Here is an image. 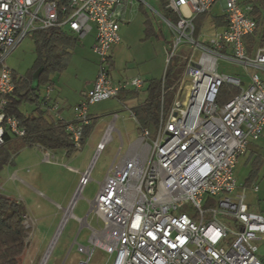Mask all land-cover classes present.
Instances as JSON below:
<instances>
[{
	"label": "built area",
	"instance_id": "built-area-1",
	"mask_svg": "<svg viewBox=\"0 0 264 264\" xmlns=\"http://www.w3.org/2000/svg\"><path fill=\"white\" fill-rule=\"evenodd\" d=\"M164 1L165 9L177 17L175 24L161 17L175 37L166 51V64L182 41H189L199 56L194 59L192 52L181 77L170 87L162 77L161 110L154 134L139 128L130 110L137 139L124 154L119 148L99 184L89 212L103 222V228L91 229L88 242L92 247H80L87 259L78 264H90L95 249L113 255L110 264H261L256 242L264 237V217L251 209L248 193L244 187L238 189L233 171L249 143L264 133V79L250 74L245 84L240 77L218 70L219 59H223L245 69L264 71V44L250 55L243 41L258 28L252 17L253 4L239 0ZM133 2L0 0V148L5 133L24 136L18 121L5 112L7 97L14 89L13 72L5 60L36 30L63 29L78 39L95 31L92 52L98 58L96 78L72 108V121L66 126L77 151L82 148L84 128L92 120L91 105L144 86L139 77L117 84L110 78L111 51L120 42L121 14ZM218 4L223 7L225 27L207 41L195 39V18L209 16ZM224 84L238 92L218 106L216 95ZM174 88L176 93L165 115L162 105ZM50 92L48 85L42 95L44 109L62 120L61 106ZM117 117L113 114L112 122L104 128L96 157L111 141ZM37 149L42 163L57 164L50 151L40 146ZM64 167L80 175L66 209L72 214L78 196L90 181L91 166L83 173ZM251 192L257 194L258 187L251 186Z\"/></svg>",
	"mask_w": 264,
	"mask_h": 264
},
{
	"label": "rangeland",
	"instance_id": "rangeland-1",
	"mask_svg": "<svg viewBox=\"0 0 264 264\" xmlns=\"http://www.w3.org/2000/svg\"><path fill=\"white\" fill-rule=\"evenodd\" d=\"M239 1L253 3L255 0ZM164 5V0H134L132 6L133 13H129L125 18L126 21H121L119 25L120 43L113 47L115 69H110V78L112 80L116 74L123 78L125 77V80H130L136 76L145 77L142 71L153 64L155 66L161 65V80L163 76L165 77L167 71H171V68H173L172 77L175 81L181 77L185 62L193 52V46L189 41H182L173 54L172 63L174 66L168 69V64L166 63L169 57L167 54L165 55L163 45L168 47L171 43L173 46L175 37L161 18H165ZM211 15H224L220 4L213 8ZM147 18L153 23L155 28L159 29L160 35L162 34L163 38L159 40L150 38L149 34L145 33L146 26L144 22ZM209 22L210 20L207 21L206 25ZM194 26L196 29L200 28L196 22H194ZM208 26H205V29L202 30L200 38H204V35L207 37L209 34ZM91 36L92 34L86 35L83 39L77 40V44L67 61L65 71L62 74H55L51 77V92L49 93L51 98L54 99L55 94H63L69 97L67 101L71 108L81 101V92L84 90L87 92V86L85 85L87 81L85 79L89 80L92 77V73H95L96 78L98 71V58L92 53L90 48L92 42ZM194 38H197L196 33L194 34ZM198 56V51L193 52L194 59H197ZM35 57L33 40L30 37H26L8 55L5 65L14 74L23 76L32 67ZM218 67L220 73L240 77L243 82L245 81V84L250 74L257 73L260 77H264V73L260 71L251 68L245 69L240 64L229 63L223 59H219ZM46 87H39L40 95H43ZM138 92L139 97L130 103L123 104V102L111 98L91 105L89 107V115L92 118L94 126L87 136L85 143L80 150L68 157L54 155L55 160L57 159V165L52 166L42 163L41 152L35 147L24 148L14 154L9 152L7 160L0 169V195L19 202L23 207H27V199H34L31 193V188L34 187L39 189L53 202L59 204L62 209H65L67 204H62L60 198L67 194L70 195V199L73 197L79 177L77 174L68 171L63 165L80 172L88 170L91 166L90 181L76 200L72 210L73 216L70 215L64 221L44 264H76L78 261L82 262L87 259L86 254L79 253L78 245L92 247L88 242L91 230L88 227L81 226L80 220L85 218V222L94 230L103 228V222L97 220L94 213L89 212L91 202L94 200L99 189V184L104 181L119 148H121L120 153L124 154L129 144L137 139V125L131 117L130 109L138 105V102H142L145 98L144 90ZM175 93L176 88L170 92L167 99L169 100L170 97L174 98ZM56 101L63 107L60 101ZM33 108V105L30 104H22L20 106V110L26 113H29ZM115 113L119 118L114 122L115 130L111 134V141L96 157V145L102 137L99 129L110 124ZM251 147L254 149L258 148L257 152H260L264 156L263 138H260ZM246 161L247 156H241L235 165L233 175L238 184L244 182L250 170V166ZM38 170H42V172L46 170V173L51 177L49 179L45 176L41 185L32 179V176H35ZM254 181L258 184L260 189L259 196L262 197L264 195V165ZM36 201L42 203L40 200ZM247 202L251 207L260 203L255 195L250 194H248ZM261 207L263 209L264 205ZM62 209L58 211L56 223L53 224V220L51 219L52 223L40 225L34 220L35 217H33L28 208L29 220L25 223V227L29 229L21 264H40L59 223L63 221L64 215ZM74 240H76L75 243ZM112 259L113 255L110 256L101 250L95 249L89 262L90 264H110Z\"/></svg>",
	"mask_w": 264,
	"mask_h": 264
},
{
	"label": "trees",
	"instance_id": "trees-1",
	"mask_svg": "<svg viewBox=\"0 0 264 264\" xmlns=\"http://www.w3.org/2000/svg\"><path fill=\"white\" fill-rule=\"evenodd\" d=\"M242 4H253L252 17L258 22L257 30L243 41L247 53H251L254 45L261 46L264 44V0H255L252 2H241ZM165 6V5H164ZM165 19L175 24L177 17L174 13L165 9ZM202 18L205 16H201ZM145 33L150 38L161 39L162 34L158 28L147 18L145 20ZM213 23L216 25L225 24L222 17H213ZM35 47V61L28 72L23 76L12 74L14 85L13 92L7 97L5 112L8 116L14 117L19 127L24 130V136L12 137L5 133L4 145L0 148V169L8 158L9 152L17 153L24 148H37L40 146L51 153L64 152L65 156H70L77 150L73 147L69 135L66 133L67 122L65 120L54 119L43 106V97L40 95L39 87L51 85V77L55 74H62L67 66V61L74 50L78 38L67 30L53 28L47 30H36L29 36ZM165 46L166 51L170 50ZM173 58L168 62V69L173 65ZM171 71L165 74V84L170 87L175 79ZM161 79L150 80L146 90V98L143 103L134 107L132 112L135 115L139 128H146L151 134H154L159 114L161 110L159 94ZM237 90L230 85H221L216 95V104L223 106L231 100ZM170 92L167 93L162 105L164 114L167 115L171 105L172 98L168 100ZM137 97V91L127 90L118 94L119 102L130 100ZM22 104L33 105L29 112H22ZM94 124L91 120L90 125L86 126L83 131L82 145L85 143L87 136L90 134ZM255 169H253L245 185L253 181ZM25 208L19 202L8 197L0 195V264H21L22 255L26 247L28 229L25 227Z\"/></svg>",
	"mask_w": 264,
	"mask_h": 264
},
{
	"label": "crops",
	"instance_id": "crops-1",
	"mask_svg": "<svg viewBox=\"0 0 264 264\" xmlns=\"http://www.w3.org/2000/svg\"><path fill=\"white\" fill-rule=\"evenodd\" d=\"M133 4H134V2H133ZM133 4H131V5H128V6H126L125 8H124V10L122 11V14H121V16H122V22H125L126 20H125V18H126V16L129 14V13H131L132 11H133ZM221 7H222V5H221ZM222 9H223V7H222ZM133 13V12H132ZM213 17H222L223 18V21L225 22V19H224V15H209V16H205V17H201V16H198L197 18H195V20H194V22H196V24H198V27H200V28H198V29H196V35H197V37H198V40L199 41H207V40H209L210 38H212L214 35H215V33L217 32V31H220V30H222L224 27H225V25H226V23L225 24H221V25H216V24H214L213 23ZM124 20V21H123ZM208 20H210V22H209V24L208 25H210V26H208V25H206V23H207V21ZM205 26H208V32H209V34L207 35V37H205V35H204V38H200V36H202V34H201V32H202V30L203 29H205ZM119 30H120V26H119ZM92 34V36H91V45H90V48H91V51H92V46H93V44H94V37H95V31H91L89 34H87L88 36L89 35H91ZM204 39V40H203ZM120 43V42H119ZM118 45V44H117ZM163 47L165 48V46L163 45ZM258 46L255 44L254 45V47H253V50H252V52L250 53V55H252L253 54V52L255 51V49L257 48ZM165 50V55H166V48L164 49ZM93 53V52H92ZM111 62H110V69H115V61H114V59H113V49H112V51H111ZM161 68V65H159L158 64V66H155V64H153V65H151V66H149V67H147V68H145L142 72H143V74H144V76L145 77H140V76H136V77H139V78H141L143 81H144V86L141 88V90H144L145 91V98H146V95H147V93H146V90H147V87H148V85H149V82H150V80H158V79H160L161 78V74H160V69ZM253 70H255V69H253ZM260 72H262V73H264V71H260ZM261 79H264V77H261ZM87 82L85 83V85L87 86V88H86V90L87 91H89L92 87H93V84H94V80H95V73L93 74L92 73V77L91 78H89V80H87V79H85ZM112 80V79H111ZM123 81H126L125 80V77L123 78V77H121V76H119L118 74H116V75H114V79L112 80V82L114 83V84H117V83H120V82H123ZM245 82V81H244ZM247 83V82H246ZM140 89L139 90H135V91H137V97L136 98H138L139 97V92L138 91H141ZM130 91H133V90H130ZM82 93H85V90L84 91H82L81 92V94ZM136 98H134V99H130V100H127V99H125V101H123V104H126V103H130V102H133V101H135L136 100ZM145 98H144V100H145ZM54 100H58V101H60L61 103H62V105H63V107H61V109H60V116L63 118V120H65L66 122H71L72 121V108L71 107H69V105H68V101L67 100H69V97H67V96H65V95H61L60 93H58L57 95L55 94V97H54ZM143 100V101H144ZM143 101L142 102H138V105L139 104H141V103H143ZM125 106V105H124ZM137 106V105H136ZM136 106H133L131 109H133L134 107H136ZM130 109V110H131ZM116 114V113H115ZM119 118V116L117 117V119ZM116 119V120H117ZM112 122V121H111ZM115 122V121H114ZM105 128V127H104ZM104 128H102V129H99V132H100V134H102V132L104 131ZM119 136H120V133H119ZM260 138H263V140H264V133H263V135L260 137ZM259 138V139H260ZM258 139V140H259ZM257 140V141H258ZM256 142V141H255ZM255 142H250V144L248 145V148H247V150H246V152H245V154L244 155H242V156H247V161H246V163H248L249 164V166H250V170L248 171V174H247V176L249 175V173L253 170V169H255V175H254V177H253V181L249 184V185H245V180L247 179V176H246V178H245V180H244V182L242 183V184H238L237 183V185H238V189L240 190V188L241 187H244L245 189H246V191H247V193L248 194H250V195H255L256 196V198L258 199V201H260V203H258L256 206H254V207H251V209L253 210V211H255V212H258V213H260L261 215H263V217H264V208L262 209V205H264V203L262 204V202H264V195H262V197L261 196H259V192H260V189H259V186H258V184L256 183V181H254V179L255 178H257V175H259V172H260V170H261V168H262V166L264 165V156L260 153V152H257V149H254V148H252L251 146L253 145V144H255ZM53 155H62V156H65V154H64V152H57V153H52ZM54 156V157H55ZM65 157H67V156H65ZM57 160V159H56ZM47 165H57V164H47ZM64 166V165H63ZM48 171V170H47ZM85 171H87V170H84V171H82V172H80V173H83V172H85ZM47 173H46V170H44L43 172H42V170H38L36 173H35V176H32V179H33V181H35V182H37V183H39V185H41L42 183H43V180H44V178H45V176L47 177V178H51L48 174V176L46 175ZM76 174V173H75ZM78 175V174H77ZM78 182H79V179H80V175H78ZM48 182V181H47ZM253 185H255V186H257L258 187V192H257V194H253L252 192H251V186H253ZM32 190H31V193H32V195H33V197H34V199H32V198H30V199H27V201H26V205H27V207L29 208V211L31 212V214L33 215V217H35L34 218V220H36V222H38L40 225H42V224H48L49 222H51V219L53 220V224L54 223H56L55 222V220H56V217H57V214H58V211H60L61 209H62V207L59 205V204H57V203H55V202H53L51 199H49L48 197H46L39 189H37V188H34V187H32L31 188ZM72 198V197H71ZM261 200H260V199ZM61 200V203L62 204H67V206H66V208L65 209H62V211H63V215H64V211L68 208V206H69V203H70V195H66V196H62L61 198H60ZM36 200H40V201H42V203H38ZM26 206L24 207L25 208V216H26V219H27V221L29 220V215H28V208H27ZM43 208H47V209H43ZM50 209V210H49ZM49 211H51V212H49ZM47 212H49V213H47ZM72 215V214H71ZM73 216V215H72ZM81 221V226H85V227H88L90 230L91 229H93V228H91L86 222H85V218L84 219H81L80 220ZM52 223V222H51ZM61 223V222H60ZM60 223H59V225H60ZM59 225H58V227H57V229L59 228ZM61 228V227H60ZM59 228V229H60ZM57 229H56V231H57ZM58 229V230H59ZM55 231V233H54V235H53V238H52V240H51V242L49 243V246L53 243V241H54V239H55V237H56V234H57V232ZM60 232V231H59ZM89 239V238H88ZM56 240V239H55ZM75 241L76 240H74V243H75ZM55 242V241H54ZM256 244H257V255L261 258V260H262V263L261 264H264V237L261 239V240H259V241H257L256 242ZM54 245V244H53ZM53 247V246H52ZM80 247H83V246H80V245H78V251H79V253H83V251H81L80 249ZM49 248V247H48ZM48 248H47V250H48ZM83 248H85V247H83ZM52 249V248H51ZM47 250H46V252H47ZM46 252H45V254H46ZM50 252V251H49ZM45 254L43 255V258H44V256H45ZM49 255V254H48ZM42 258V259H43ZM91 260V259H90ZM42 261V260H41ZM79 263V261L76 263V264H78ZM40 264H41V262H40Z\"/></svg>",
	"mask_w": 264,
	"mask_h": 264
},
{
	"label": "bare ground",
	"instance_id": "bare-ground-1",
	"mask_svg": "<svg viewBox=\"0 0 264 264\" xmlns=\"http://www.w3.org/2000/svg\"><path fill=\"white\" fill-rule=\"evenodd\" d=\"M66 214H65V217L63 218V221H62V223L60 224V226H59V228L60 227H62V225H63V223H64V221L67 219V217H69L70 215H71V209H68V210H66V211H64ZM58 228V229H59ZM57 229V234H56V237H55V239L57 238V236H58V234H59V231H60V229L58 230ZM55 239H54V241H55ZM54 241H53V243L49 246V248H48V250H47V252H46V254H45V256H44V258L42 259V261H41V264H44L45 263V261H46V259H47V257H48V254H49V251L51 250V248H52V246H53V244H54Z\"/></svg>",
	"mask_w": 264,
	"mask_h": 264
}]
</instances>
